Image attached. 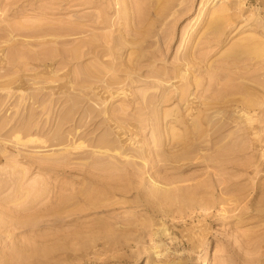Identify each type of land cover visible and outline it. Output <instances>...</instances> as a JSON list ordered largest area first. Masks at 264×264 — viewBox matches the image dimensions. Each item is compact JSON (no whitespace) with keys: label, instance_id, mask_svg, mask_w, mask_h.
<instances>
[{"label":"rangeland","instance_id":"rangeland-1","mask_svg":"<svg viewBox=\"0 0 264 264\" xmlns=\"http://www.w3.org/2000/svg\"><path fill=\"white\" fill-rule=\"evenodd\" d=\"M263 86L264 0H0V264H264Z\"/></svg>","mask_w":264,"mask_h":264},{"label":"bare ground","instance_id":"bare-ground-1","mask_svg":"<svg viewBox=\"0 0 264 264\" xmlns=\"http://www.w3.org/2000/svg\"><path fill=\"white\" fill-rule=\"evenodd\" d=\"M89 3V2H88ZM13 11V10H12ZM40 14V13H39ZM97 15V14H96ZM111 22V21H110ZM24 25V24H23ZM14 30V29H13ZM62 30V29H61ZM49 31V30H48ZM20 32V31H19ZM22 32V31H21ZM26 32V31H25ZM35 32V31H34ZM39 32H41V31H39ZM33 33V32H32ZM196 33V32H195ZM64 40H65V38H64ZM63 40V41H64ZM66 41V40H65ZM68 41V40H67ZM60 42H61V40H60ZM260 50H262V49H260ZM87 51V50H86ZM198 51V50H197ZM86 53V52H85ZM192 53V52H191ZM254 54V53H253ZM64 55V54H63ZM187 56H188V54H187ZM260 56V55H259ZM258 56V57H259ZM236 57V56H235ZM256 57V56H255ZM19 61V60H18ZM14 62V61H13ZM20 64V63H19ZM177 69V68H176ZM226 69V68H225ZM225 71V70H224ZM219 72V71H218ZM220 73H222V72H220ZM219 76H222V75H220L219 74ZM236 78V77H235ZM254 82L257 84V86L256 85H253V86H255L256 88L258 87V85H259V83H258V81H256V80H254ZM261 84V83H260ZM189 85V84H188ZM231 85V84H230ZM215 86V85H214ZM214 86H212V87H214ZM226 86H228L227 84H226ZM261 86H262V84H261ZM229 87V86H228ZM264 87V86H263ZM185 88V87H184ZM183 88V90L185 91V89ZM189 88V87H188ZM207 88H209V86L207 87ZM187 89V88H186ZM245 89V88H244ZM210 91H211V89H209ZM239 91H242V90H239ZM203 92V91H202ZM237 92V91H236ZM208 93V92H207ZM181 95H183L182 93H181ZM208 95V94H207ZM214 96V95H213ZM187 98V97H186ZM243 99V98H242ZM183 100V99H182ZM208 100V99H207ZM229 100H233L234 102L236 101H241L240 99H235V98H232V99H229ZM250 100V99H249ZM186 100L184 99V102H185ZM203 101V100H202ZM244 101V100H243ZM248 101V100H247ZM243 102L244 103V105H242V107L241 108H243V109H250V110H255L256 112H258V113H262L263 115H264V106L262 105V104H264V103H262V104H260V102H258L259 104H260V106L258 107L256 104L254 105L252 102V100H250L249 102ZM152 102V101H151ZM221 102L223 103V101L221 100ZM235 102V103H236ZM251 102V103H250ZM203 103V102H202ZM242 103V102H241ZM255 103V102H254ZM187 105V104H186ZM237 105H238V108L241 106L240 104H238L237 103ZM240 105V106H239ZM213 106V105H212ZM257 106V107H256ZM204 107V106H203ZM203 110V109H202ZM200 113V112H199ZM208 115V114H207ZM212 115V114H211ZM263 115H261V116H263ZM164 116H166V115H164ZM260 116V118H262ZM31 118V117H30ZM160 119V118H159ZM138 120H139V118H138ZM210 120H212L211 118H210ZM249 120V119H248ZM179 121V120H178ZM258 121V120H257ZM150 122V121H149ZM248 122V121H247ZM223 123H226V120H223ZM192 124V123H191ZM194 125H195V127H197V128H193L194 129V133L197 135V139H200V137L203 135V131L199 128V125L197 124V123H193ZM192 124V126L194 127V125ZM147 125V124H146ZM145 125V126H146ZM156 124H154V126H155ZM138 126V125H137ZM153 126V125H152ZM257 126V125H256ZM223 127V126H222ZM259 127V126H258ZM149 128H152V127H150L149 126ZM159 128V127H158ZM157 128V129H158ZM255 128V127H254ZM257 128V127H256ZM204 129V128H203ZM196 130V131H195ZM151 131V130H150ZM31 132V131H30ZM222 132H223V129L221 128V126H218L217 127V129H215V130H213V133H212V136L214 135H216V137H218V136H220L221 134H222ZM170 133V132H169ZM123 134V133H122ZM15 136H17V138L19 139V136H18V134L17 135H15ZM171 136V135H170ZM16 138V139H17ZM21 139V138H20ZM174 139V138H173ZM255 139V138H254ZM5 140V139H4ZM33 140H34V138H33ZM32 140V141H33ZM175 140V139H174ZM256 140H258V139H255V141ZM15 141H17V140H15ZM22 141V140H21ZM31 140L29 139V142H30ZM36 141H37V139H36ZM25 142V141H24ZM27 142H28V140H27ZM105 142V141H104ZM175 142H172L171 144H174ZM16 144H17V142H16ZM22 144V143H21ZM81 144V143H80ZM183 144V143H182ZM202 145V144H201ZM23 146V145H22ZM134 146V145H133ZM77 147H78V145H77ZM144 147V146H143ZM221 148V147H220ZM76 149V148H75ZM137 150V149H136ZM142 151V150H141ZM144 154V153H143ZM155 154V153H154ZM145 155V154H144ZM105 157V156H104ZM123 157V156H122ZM146 157H147V155H146ZM181 158H182V156H181ZM217 158V157H216ZM216 158H214V159H216ZM177 159H179V157L177 158ZM183 159V158H182ZM219 159H216V161H218ZM159 161H161V160H159ZM163 161V160H162ZM136 163V162H135ZM146 165V164H145ZM125 166V165H124ZM143 166V165H142ZM94 167V166H93ZM95 167H97V166H95ZM165 167V166H164ZM99 168V167H98ZM101 169V168H100ZM106 169V168H105ZM105 169H102V170H105ZM221 169V168H220ZM254 169V168H253ZM222 170V169H221ZM100 171V170H99ZM214 176V175H213ZM216 176V175H215ZM215 176H214V178H215ZM9 177V176H8ZM220 179V178H219ZM10 180V179H9ZM221 182V181H220ZM15 184V183H14ZM210 186V185H209ZM33 187V186H32ZM223 188V187H222ZM110 189V188H109ZM219 189V188H218ZM18 192V191H17ZM14 193V192H13ZM170 193V192H169ZM2 202V201H1ZM5 203V202H4ZM11 203V202H10ZM46 206V205H45ZM18 207V206H17ZM17 207H16V209H17ZM206 209V208H205ZM22 224H24V223H22ZM37 230V229H36Z\"/></svg>","mask_w":264,"mask_h":264}]
</instances>
